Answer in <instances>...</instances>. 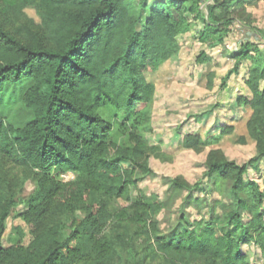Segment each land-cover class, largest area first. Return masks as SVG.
I'll use <instances>...</instances> for the list:
<instances>
[{"label": "trees", "instance_id": "trees-1", "mask_svg": "<svg viewBox=\"0 0 264 264\" xmlns=\"http://www.w3.org/2000/svg\"><path fill=\"white\" fill-rule=\"evenodd\" d=\"M261 1L0 0V109L8 95L29 114L21 125L0 114V264H251L244 251L251 245L264 261V188L248 178L264 160V29L247 11ZM196 24L208 48L223 46L237 28L254 37L231 53L235 65L220 87L250 63V95L237 103L249 111L256 152L239 164L218 147L234 126L207 138L186 134L184 149L217 147L203 177L226 202L214 201L208 220L181 217L165 231V203L137 189L139 174H154L152 158L171 161L147 138L156 94L147 74L179 55V37ZM197 63L212 60L202 52ZM70 172L75 178L64 181ZM28 182L35 189L16 218L29 243L18 229L6 245L8 219ZM169 182L173 196L186 191L192 204L203 189L202 180L180 175Z\"/></svg>", "mask_w": 264, "mask_h": 264}, {"label": "rangeland", "instance_id": "rangeland-1", "mask_svg": "<svg viewBox=\"0 0 264 264\" xmlns=\"http://www.w3.org/2000/svg\"><path fill=\"white\" fill-rule=\"evenodd\" d=\"M247 11L252 14L254 25L264 29V1L249 7ZM27 13L39 21L34 10L29 9ZM199 26L202 29L200 24ZM198 32L196 24L190 35L179 37L181 45L179 55L147 74L148 80L156 86L152 132L147 133V138L152 145L162 146L163 151L171 157V161L163 162L152 158L150 166L154 174L148 177L139 174L137 189L147 196L157 195L165 203L166 207L159 216L161 228L165 231L176 227L181 217H186L188 222L208 220L215 202H226V199L214 191L208 180L203 177L207 154L210 149L217 147L207 148L203 153L184 149L182 143L186 134H200L207 138L218 135L222 127L234 126V133L223 136L218 147L229 159L239 164L246 163L256 152L255 144L246 132L249 111L237 103L238 97L250 95L246 87L247 67L250 63H242L240 73L231 77L226 89L220 87L222 78L235 65L231 50H238L247 40L255 41L254 37L251 33L237 28L229 35L223 46L208 48L198 41ZM259 46L264 51V44ZM202 52H205L212 63H197V57ZM211 74H215L214 87L208 89ZM262 88L264 89V83ZM2 104L0 114L12 124L21 125V122L28 118L29 114L19 103L18 98H9L7 95ZM106 116L109 117V114ZM240 137L246 138V144L237 143ZM179 175L192 184L201 180L203 182V189L193 194V200L197 199L193 204L191 198L189 202L186 191L179 196H173L170 192L169 180ZM74 178L75 175L71 172L63 176L66 182ZM248 178L264 188V160L260 163L258 173L249 169ZM34 189V184L28 182L19 197L18 208L13 211L7 222V232L4 235L6 245L10 237L18 236V229L22 230L25 243H29L28 228L21 219L16 218V214L23 209L22 201L28 198ZM221 212L219 206L218 213ZM244 251L249 253L251 264L264 263L256 246H244Z\"/></svg>", "mask_w": 264, "mask_h": 264}, {"label": "crops", "instance_id": "crops-1", "mask_svg": "<svg viewBox=\"0 0 264 264\" xmlns=\"http://www.w3.org/2000/svg\"><path fill=\"white\" fill-rule=\"evenodd\" d=\"M200 29H201V28H200V26L198 25V31H200ZM190 33H191V32H190ZM190 33H187V34H185V35H183V36H188V35H190ZM234 51H236V50H234V49L231 50V53L234 52ZM247 68H248V67H247ZM246 72H247V71H246Z\"/></svg>", "mask_w": 264, "mask_h": 264}]
</instances>
